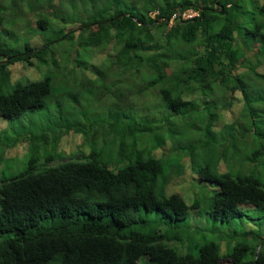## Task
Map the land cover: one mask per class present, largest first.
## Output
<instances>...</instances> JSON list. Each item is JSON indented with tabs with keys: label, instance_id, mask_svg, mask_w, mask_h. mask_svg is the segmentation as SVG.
<instances>
[{
	"label": "trees",
	"instance_id": "1",
	"mask_svg": "<svg viewBox=\"0 0 264 264\" xmlns=\"http://www.w3.org/2000/svg\"><path fill=\"white\" fill-rule=\"evenodd\" d=\"M263 60L264 0H0V264H264Z\"/></svg>",
	"mask_w": 264,
	"mask_h": 264
},
{
	"label": "rangeland",
	"instance_id": "2",
	"mask_svg": "<svg viewBox=\"0 0 264 264\" xmlns=\"http://www.w3.org/2000/svg\"><path fill=\"white\" fill-rule=\"evenodd\" d=\"M196 13L192 12V11H186V18L192 17L194 16ZM65 55V54H64ZM83 60V56L81 58ZM88 63H94V61L96 60L94 57L91 58H86L85 59ZM263 65H262V71H264V60H263ZM72 66V64H71ZM44 69V67H42ZM9 70L11 72V80L12 82H16L18 80H22L24 78H29L31 80L36 81L37 79H39L40 74L38 73V71L36 70L35 67H25L22 64H14L12 66L9 67ZM45 71V70H44ZM85 73V72H84ZM43 74V72H42ZM95 78L91 73L86 72L85 73V83L83 85V87H79L77 86V90L79 93L80 92V97L77 98V104H75V102L73 101V99L70 98V102L72 105H66V107H72L75 106L77 109H82L84 110L88 117H94L96 116V114H98L99 112L98 107H99V101H105V102H109L112 100V94L111 93H107L106 92V88L109 87L110 91H114L116 89V82L113 80H107L106 81H102L100 82V80L98 82H94ZM81 88V89H80ZM112 91V92H113ZM100 95V98H98V96ZM50 98L48 100V109L44 110L38 114H36L35 120L36 122H32V123H28L27 124L28 127H33L36 130H40L41 128H46V126L49 124L46 120L48 115H51L50 113H55V106L57 105V103H52ZM56 99V98H55ZM99 100V101H98ZM226 120V118H225ZM6 128V123L3 119H0V130L5 129ZM85 138L84 136L80 135L79 141H84ZM78 141V140H77ZM85 142V141H84ZM76 141H73L71 138L66 139V142L64 140V142L60 145V147H62L66 152H70L73 150V148L76 146ZM50 147H47L46 149L39 147L38 148V152H39V156L42 157L45 154V150L49 151ZM76 149V147H75ZM24 152L22 145H18L17 147L7 150L4 152L3 156L0 157V177L1 176H5V177H9L11 175L17 174L19 172H21L24 168H25V163L27 161V159L29 158V154L27 155H23L22 153ZM6 160H11L14 159L12 162L8 163L5 161ZM3 159V162H1ZM59 161H55L54 164H57ZM190 173H186V175L184 177H179V178H174L171 179V183L168 186L166 193L170 194L171 192L174 191H178L179 190V185L182 183L184 178H187V176H189ZM191 181V180H190ZM186 187H188V181L185 183ZM224 241L227 243V238L229 239L231 234H232V229H227L224 230ZM203 233L200 232L197 235L201 236ZM263 250H264V245H263Z\"/></svg>",
	"mask_w": 264,
	"mask_h": 264
},
{
	"label": "clouds",
	"instance_id": "3",
	"mask_svg": "<svg viewBox=\"0 0 264 264\" xmlns=\"http://www.w3.org/2000/svg\"><path fill=\"white\" fill-rule=\"evenodd\" d=\"M197 15V13L194 15V16H196ZM193 17V16H192ZM181 18L182 19H188V18H186V12L184 13V14H182L181 15ZM190 18V17H189ZM172 22V20L170 21V23Z\"/></svg>",
	"mask_w": 264,
	"mask_h": 264
}]
</instances>
